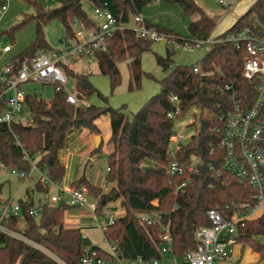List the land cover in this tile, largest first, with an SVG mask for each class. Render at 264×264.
<instances>
[{
    "label": "trees",
    "instance_id": "obj_1",
    "mask_svg": "<svg viewBox=\"0 0 264 264\" xmlns=\"http://www.w3.org/2000/svg\"><path fill=\"white\" fill-rule=\"evenodd\" d=\"M34 6L32 14L23 13L19 22L5 32L15 42V33L28 22H35L33 40L22 50L16 51L11 45L4 61L15 68L23 60H31L38 49L53 50L45 38L44 26L54 20L63 23L66 31L64 40L75 38L81 25L89 30L96 29L95 19L84 8V0H55V7L47 8L35 0H24ZM95 6H103L112 11L118 22L128 23L131 15L142 12L143 8L154 0H90ZM167 3H179L186 16L198 15L188 25V35H181L173 29L153 25L172 35L179 43L195 46L197 39L209 37L217 25V16H209L195 0H162ZM7 0H0V9ZM249 28L251 34L264 36V0H255L234 24L214 38H224ZM2 33L0 32V37ZM154 40L144 39L133 28L116 29L106 38V49L95 51V61L99 72L109 77L113 92L122 81L118 63L127 61L130 79L128 90L140 89L142 79L153 75L142 69V54L153 52ZM167 43L165 55L153 52L156 62L164 71L157 82L159 91L155 92L136 111L128 112L127 106L113 107L92 82V72L88 68L76 69L65 66L70 78L75 80L74 93L81 100L90 101L96 95L102 104L90 101L76 104L67 100V92L55 85L54 96L46 100L37 92L28 90L27 110L33 116L31 123L15 120L11 124L0 122V170L2 167L32 172L33 165L45 172L35 183V190L42 192L44 198L35 206L31 196L20 200L21 211L10 216L3 224L22 237L0 231V264H81L85 239L82 227H67L64 223L66 211L78 206L66 200L53 202L49 193L53 184H61L65 176V166L59 157V151L66 146L69 131L87 129L99 133L96 119L107 114L111 121L110 151L107 153L105 183L115 182L104 191L102 183H94L86 177H80L73 185L89 188L90 198L96 200V214L105 215V207L111 201L121 199L126 210L123 216L108 224L103 230L105 239L117 246L122 256L135 259L162 258V231L160 223L142 224L139 213H156L164 222H170L173 238V253L184 258L197 248L195 230L210 225L207 210L218 207L229 217L234 211L247 212L248 203L256 201L252 190L238 180L234 173L222 170L216 175L215 169L221 167L223 157L217 146L221 134L215 127L222 125L220 117L233 107L229 96L221 91L226 83H232L238 98L249 106L255 98V86L242 75L241 60L244 50L229 41L212 42L205 55L197 64L178 65L175 63V50ZM88 61V60H87ZM82 61V62H87ZM200 66L195 72L194 67ZM212 72V73H209ZM179 98L180 113L183 116L190 108L200 110L196 132L178 151V160L190 164L193 157L198 163L193 170L183 175L172 176L167 170L171 157L168 154L170 137L173 134L174 118L168 112L176 104L171 95ZM102 144L96 149L100 150ZM147 169H143L144 166ZM213 165L214 169L210 166ZM183 182L181 189L177 186ZM36 207L39 218L30 210ZM264 214L244 220L238 227L236 243L249 245L264 255ZM39 246V247H38ZM98 254L110 261L113 255L105 248L93 245ZM42 248V249H41ZM58 258L47 254L44 250Z\"/></svg>",
    "mask_w": 264,
    "mask_h": 264
},
{
    "label": "built area",
    "instance_id": "obj_2",
    "mask_svg": "<svg viewBox=\"0 0 264 264\" xmlns=\"http://www.w3.org/2000/svg\"><path fill=\"white\" fill-rule=\"evenodd\" d=\"M7 3L3 4L0 9V21L2 13L8 8ZM94 14L96 29L89 30L79 25L75 38L66 40V45L63 48L38 49L31 60H23L17 68L9 61H4L5 55L11 51V45L0 44V122L9 125L15 120L29 123L33 121V116L27 110L26 95L28 90L24 87V84L30 81L51 83L57 88H63L67 92V100L71 103L90 104L88 100L80 101L74 90L67 89L70 76L67 74L65 66L71 67L78 62L95 60V51L106 49V38L112 35L116 29L128 27L125 26V23L118 22L112 11L106 7L95 6ZM133 20L135 22L133 29L141 38L154 41L163 39L171 45L175 44L176 47L189 46L187 42L179 43L172 38L171 34L149 25L141 13L134 14ZM215 41H229L235 47L244 50L241 60L242 75L253 83L256 91L252 103L246 106L243 100L238 98L232 83H226L221 87V91L229 96L233 107L220 117L222 125L215 127V130L221 134V138L217 146H212L211 153H214L218 148L222 153L221 157H223L221 167L216 168L215 172L218 176L222 170L234 173L240 182L250 187L256 203L253 206L248 203L243 204V207H249L247 212L234 211L229 217L225 216L218 207L208 209L207 216L210 225L201 226L195 230L197 248L189 251L184 258H180V261L167 262L163 257L148 259L142 256L127 259L122 256L116 245L108 242L107 250L113 255L115 261L112 262L100 256L93 245L89 243L84 245L83 254L80 257L81 264H214L216 261L230 260L233 255V247L236 244L239 225L252 216L264 214V36L251 34L249 28H245L224 38L216 39L209 36L197 39L195 43L203 45ZM194 70L195 72L200 71L199 64L194 67ZM171 100L176 104V107L168 112V116L175 119L181 110L179 98L173 94ZM187 141L186 135L177 131L174 126L168 148L171 160L167 165V170L172 176L183 175L186 170H193L196 167L194 161L196 156L193 157L190 164H183L178 160V151ZM210 167L214 169L213 165ZM8 169L10 173L21 178L31 176V172ZM34 169L38 168L33 165L32 171ZM42 175L46 181L45 172H42ZM185 185L186 182H183L177 188L181 189ZM53 186L56 191L51 194V201L66 200L70 204L88 207L95 217L94 225L103 230L119 217L117 211H113L109 214L108 222L99 221L96 214V200L90 198L89 188L86 185L66 187L53 184ZM20 211L19 204H12L11 201L4 202L0 206V231L21 238L20 234L3 224L4 220L19 214ZM30 213L35 218H39L40 212L36 207H33ZM138 217L142 224L160 223L162 229L160 233L161 252L163 256L165 254L176 256L173 253L170 222H164L156 213H139ZM82 238L85 239L86 236L82 234ZM44 251L46 252V250Z\"/></svg>",
    "mask_w": 264,
    "mask_h": 264
},
{
    "label": "rangeland",
    "instance_id": "obj_3",
    "mask_svg": "<svg viewBox=\"0 0 264 264\" xmlns=\"http://www.w3.org/2000/svg\"><path fill=\"white\" fill-rule=\"evenodd\" d=\"M40 2L43 6L47 8L55 7L57 2L55 0H35ZM8 8L2 13L0 21V32L2 36L0 37V44H13L16 51L22 50L27 46L34 37L35 22L31 20L22 29L15 33V42L12 41L6 30H9L14 24L20 21L23 13L32 14L35 12L34 6L30 3H26L24 0H7ZM84 8L88 12L89 16L95 19L94 8L95 5L90 0H84ZM142 16L151 24L161 25L166 28L173 29L181 35L188 34V23L190 21L189 16H186L182 10L179 3H167L164 1H158L146 5L142 12ZM134 15H131L130 20L125 26L133 28L135 22L133 20ZM45 38L48 43L54 49L63 48L66 45L65 27L63 23L59 20H54L44 26ZM209 43H204L203 45L195 46H178L175 44L170 45V48L175 50V63L178 65H192L197 64L205 55ZM167 43L165 40L154 41L152 44V51L159 54L165 55ZM153 52H145L142 54V69L154 76L152 79L148 76H144L142 79V84L140 89L135 91L128 90V82L130 77L129 67L127 61L119 62V69L121 72V84L112 92L110 88L109 77L107 75H102L99 72L98 64L95 60L87 62H78L73 64L76 69L88 68L92 72L91 80L94 85L108 97V102L113 107H120L122 104L127 105L128 112H136L155 92L159 91L160 85L157 82L158 79L162 78L164 71L160 65L157 64ZM27 90L37 92L41 97L46 100L51 99L55 94V85L51 83H42L37 81H30L24 84ZM75 80L70 78L67 89L74 90ZM146 95V98L142 105L136 109L131 107L134 105L135 98ZM95 98V99H94ZM91 98L95 100L93 103H97L100 99L96 96ZM96 100H98L96 102ZM200 115V110L196 107L190 108L183 116L175 118L174 126L177 131L182 132L186 135V139L189 140L191 135L196 132V124L198 121V116ZM96 162L93 160L90 163H95L97 174L96 181L105 180L107 159L103 153L94 152ZM194 161L198 163V158L194 157ZM78 163L73 164L69 169H66L65 182H69L77 177L78 173L82 170L78 168ZM79 170V172H78ZM100 172V175H99ZM67 177V178H66ZM41 178L39 172L34 171L32 177L21 178L18 175L10 173L7 167H2L0 170V206L6 202L11 201L12 204H18L19 201L25 200L27 194L29 193L31 197H34L35 206H38L39 201L44 198L42 192L35 190V183ZM101 183V182H99ZM104 183V184H103ZM115 182H102V188L106 192L108 191ZM105 185V186H104ZM54 186L51 187L53 189ZM55 189V188H54ZM53 192L50 191L49 196ZM108 204L117 205L118 216H123L126 213L125 208L121 203V199L116 201H111ZM105 211V210H104ZM113 210L107 209L104 216H98V220L101 222H108L109 214ZM79 218L81 223L88 222V226H84L81 232L86 236L85 240L90 244L99 245L102 248L108 249L109 243L105 239L103 229L99 226H95V217L92 211L85 206H76L73 209L66 211L64 215V223L67 227H76L78 222L74 219ZM261 241L264 242V236H262ZM47 254L52 255L58 260L56 256L52 253L46 251ZM59 261V260H58Z\"/></svg>",
    "mask_w": 264,
    "mask_h": 264
},
{
    "label": "crops",
    "instance_id": "obj_4",
    "mask_svg": "<svg viewBox=\"0 0 264 264\" xmlns=\"http://www.w3.org/2000/svg\"><path fill=\"white\" fill-rule=\"evenodd\" d=\"M158 1L161 2L162 0H154L152 3ZM195 1L207 12L209 16H217L218 18L217 25L213 30L212 34L210 35L211 37L214 38L215 36L223 33L229 27H231L234 24L237 17L240 16L244 11H246V9L255 0H195ZM198 17H199L198 15L190 16L189 23L193 20H196ZM94 97H96V95L92 96V98ZM145 98L146 95L143 96L142 98L136 97L134 105L131 108L132 109L138 108L140 105H142ZM90 101L95 102V100H90ZM97 101L98 100H96V102ZM95 104H102V101L100 100ZM95 122L98 128L100 129L99 133L90 132L84 128L73 129L69 131L66 146L65 148L59 151V157L62 163L64 164L65 169H69L71 166H73V164L78 163L79 165L78 168L81 169L82 171L79 172L78 170L79 173L77 177L73 180H70L68 183L65 182V176L67 174L66 173L63 182L59 184V186L72 187L74 186L73 182L79 179L81 176L86 177L87 179H89L94 183H99V182L102 183L104 181V180L96 181V178L98 176L97 174L95 175L96 166L95 163H90V161L93 160L94 162H96L95 155L93 154L94 152L103 153L107 159L106 155L111 149V145L108 142L111 136L110 116L107 114L101 115L98 119H96ZM98 136H100V140L98 141V145H96V139ZM100 144H102V147L100 150H97L96 148ZM34 171H37L39 172V175H42V172L39 169H34L31 172L30 177L33 176ZM54 188L55 186L53 187V189H51V192L56 191V188L55 189ZM27 196H30V194L28 193ZM32 200L34 201V197H32ZM117 207L118 206L116 204L115 205L107 204L105 207V211L107 209L117 211L118 210ZM256 216H252V217H256ZM74 220L78 222L77 226H80L82 228L84 226H88V222L81 223L79 218H76ZM92 245H96V244H92ZM163 259L167 262H172L175 260L180 261V257H176L170 254H165L163 256ZM214 264H264V255H261V253L255 251L249 245H242L240 243H236L233 247V255L230 260H220V261H216Z\"/></svg>",
    "mask_w": 264,
    "mask_h": 264
},
{
    "label": "water",
    "instance_id": "obj_5",
    "mask_svg": "<svg viewBox=\"0 0 264 264\" xmlns=\"http://www.w3.org/2000/svg\"><path fill=\"white\" fill-rule=\"evenodd\" d=\"M99 140H100V136H98L96 139V145H98ZM147 168H148V166H146V165L143 167V169H147ZM88 244H89V242H87V241L84 242V245H88Z\"/></svg>",
    "mask_w": 264,
    "mask_h": 264
}]
</instances>
